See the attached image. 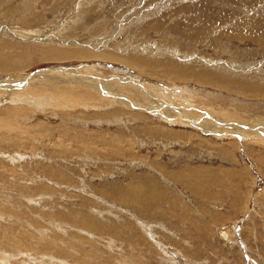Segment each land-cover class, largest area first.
<instances>
[{
    "label": "rangeland",
    "instance_id": "1",
    "mask_svg": "<svg viewBox=\"0 0 264 264\" xmlns=\"http://www.w3.org/2000/svg\"><path fill=\"white\" fill-rule=\"evenodd\" d=\"M25 48L264 92V0H0V65ZM135 69L32 57L0 72L37 73L0 90V264H264V96Z\"/></svg>",
    "mask_w": 264,
    "mask_h": 264
},
{
    "label": "bare ground",
    "instance_id": "2",
    "mask_svg": "<svg viewBox=\"0 0 264 264\" xmlns=\"http://www.w3.org/2000/svg\"><path fill=\"white\" fill-rule=\"evenodd\" d=\"M257 23L260 24V22H257ZM259 28L262 29L263 27L261 28V26H260ZM257 29H258V27H257ZM246 30L249 31V32H251V33L254 32V31H252V27L251 28H247ZM256 37H257V39L260 40V36L256 35ZM243 38L245 39V36H241V38H239V39L243 40ZM15 54L16 53H14V55ZM32 57H37V58L43 59V60H54V61L55 60H58V61L59 60H62L63 61V60H66V59H71V58H76V59L98 58V59H102V60H111V61H116V62H119V63L121 62L125 66L131 67V68H136V69H138L140 71H144L146 73L153 74V75L157 76L158 78H171V79H175V80H179V81H193L196 84H200V85H204V86H213V87H216L218 89H221V90H224V91H227V92H230V93H234V94H239V95L246 96V97H261V96H264V92L263 91H261V92L260 91H256V90L254 91V89L244 87L243 85H239L238 83H232V82H228V81L222 82V81H220V78L217 79L215 77L216 75L214 76L212 73H211L212 75L211 74L209 75L206 72H204V73H202V72L201 73H197L195 71L176 72V71H174L172 69H168V68H164V67L162 68L161 65H154L153 66V65H151V64H149V63H147L145 61H142L141 59H136V58H130V59L123 58V57H119V56L114 55V54L109 53V52L100 53V54H97V53L94 54L91 51H82V50H80V51H75V50L68 51V50H61V49H57V48H45V49L44 48H42V49L41 48H32V49H26L25 48L23 51H21V55L20 56H13V55L11 56V60L20 59L18 62L6 64V65H0V72H8L9 73V72H12L14 70H18L20 68H24L27 65V59L30 60ZM21 58H23V59H21ZM159 70H161V71H159ZM36 74L37 73H31L24 80H18V81H15V82H9V81L0 82V90L9 92L11 90H14L15 91L17 89H21V88H23L26 85V82L29 79H31L33 76H35ZM8 84H10V86ZM4 87H6V88H4ZM254 88H256V87H254ZM138 95L139 94H137V96ZM120 100L125 101V102H128L124 98H121ZM130 106L132 108H134L135 107V104H132L131 103ZM202 119L203 118H201V120ZM239 127H244V126H242V125H240V126L239 125H231L228 128H231L232 130L233 129L238 130V129H240ZM192 174H194V173H192ZM202 175H203V172H202ZM194 177H195V175H194ZM191 178H193V177H191ZM197 179L199 180L200 177H198ZM223 179L224 178H222V180ZM200 182H201V180H200ZM223 182L226 183V180L223 181ZM191 184L195 188V184L194 183H191ZM226 184H228V183H226ZM225 187L229 190L228 185L225 186ZM225 187L223 186L224 189H225ZM200 189H201V187L199 188V190ZM134 191H135V189H134ZM119 198H121V197H119ZM124 201H126V200H124ZM141 201L144 203L145 200L144 201L141 200ZM142 202H141V205H142Z\"/></svg>",
    "mask_w": 264,
    "mask_h": 264
},
{
    "label": "crops",
    "instance_id": "3",
    "mask_svg": "<svg viewBox=\"0 0 264 264\" xmlns=\"http://www.w3.org/2000/svg\"><path fill=\"white\" fill-rule=\"evenodd\" d=\"M253 27H254V26H253ZM252 31L260 32V29H257V28L255 27V28H252ZM62 144H63V143H62ZM63 145H65V144H63ZM186 169H187V170H189V169L191 170V168H188V167H186ZM194 169L196 170V169H198V168H194ZM200 169L207 170V169H205V168H200ZM208 171H209V170H208ZM213 172H217V171H213ZM222 174H225V176H226V174H227V176H228L227 179L229 180V183L232 182V181H231V177H230V173H222ZM202 180L205 181L206 184H207L208 178H206V179L202 178ZM177 183H178V182H177ZM178 184L181 185L180 183H178ZM221 184H222V187H223V186H224V187L227 186V184H226L225 182H223V181H221ZM230 184H231V183H230ZM207 185H208V184H207ZM231 185H232V184H231ZM180 187H181V186H180ZM181 188H182V187H181ZM232 188H233V186H232ZM182 189H183V188H182ZM183 190H184V191H185V190L187 191V190H189V189L186 188V189H183ZM222 190L226 191V188H225V189H222ZM227 190H228V189H227ZM189 191H190V190H189ZM228 191L230 192V187H229V190H228ZM233 191H234V190H233ZM191 193H192V192H191ZM204 193H205V192H204ZM233 193H234V192H233ZM208 196H209V194H206V196H203V195H202V197H205V198H208ZM215 196H216V195H215ZM236 196L238 197V193L235 192L234 195H233V197L236 199V198H237ZM240 198H241V196H239V199H240ZM235 199H234V202H232V203L228 202V203H227V205L230 206L229 208L232 209L231 214H234V215H235V214H238L239 212H240V213H244V212H246V211L249 209L248 206H243V207L237 209V207L239 206V200H238V199L235 200ZM236 209H237V211L235 212ZM220 212H221V213H224V212L229 213L230 210H229V209H223V210H221ZM224 215H225V214H224ZM243 216H244V214H243ZM222 224H223V223H222ZM222 224H221V225H222ZM221 225H220V226H221Z\"/></svg>",
    "mask_w": 264,
    "mask_h": 264
}]
</instances>
